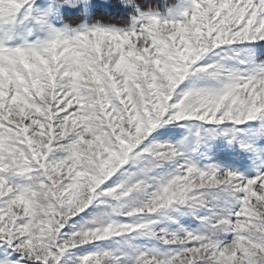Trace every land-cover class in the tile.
I'll list each match as a JSON object with an SVG mask.
<instances>
[{
  "label": "snow or ice",
  "instance_id": "1",
  "mask_svg": "<svg viewBox=\"0 0 264 264\" xmlns=\"http://www.w3.org/2000/svg\"><path fill=\"white\" fill-rule=\"evenodd\" d=\"M0 264H264V0H0Z\"/></svg>",
  "mask_w": 264,
  "mask_h": 264
}]
</instances>
